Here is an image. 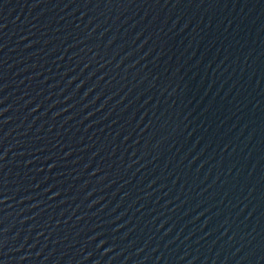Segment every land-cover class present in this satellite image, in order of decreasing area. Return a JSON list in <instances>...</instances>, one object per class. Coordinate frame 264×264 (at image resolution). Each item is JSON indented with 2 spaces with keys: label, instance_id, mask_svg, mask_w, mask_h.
Here are the masks:
<instances>
[{
  "label": "water",
  "instance_id": "1",
  "mask_svg": "<svg viewBox=\"0 0 264 264\" xmlns=\"http://www.w3.org/2000/svg\"><path fill=\"white\" fill-rule=\"evenodd\" d=\"M0 264H264V0H0Z\"/></svg>",
  "mask_w": 264,
  "mask_h": 264
}]
</instances>
